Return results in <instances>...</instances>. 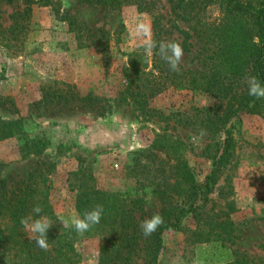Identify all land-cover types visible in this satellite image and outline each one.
I'll return each instance as SVG.
<instances>
[{
  "label": "rangeland",
  "instance_id": "obj_1",
  "mask_svg": "<svg viewBox=\"0 0 264 264\" xmlns=\"http://www.w3.org/2000/svg\"><path fill=\"white\" fill-rule=\"evenodd\" d=\"M148 1L151 11L144 9ZM144 3L112 8L78 0H0V183L12 188L41 166L62 226L60 217L77 215L68 181L81 169L96 190L132 208L129 200L136 202L137 227L162 210L181 215L177 231L161 234L155 264H264V103L260 114L241 112L229 121L231 157L209 191L185 198L176 162L186 164L196 184L203 182L223 134L208 130L201 109L221 115L226 101L170 87L148 102L158 114L146 116L121 99L128 55L144 48L134 35L137 25L150 24L157 13L174 18L164 0ZM201 16L212 22L219 12L210 5ZM174 22L191 35L192 22ZM189 43L183 69L196 68V44ZM88 95L94 100L86 101ZM108 239L96 226L76 232L71 264H105L98 248ZM143 254L136 252L128 264H143ZM22 260L0 238V264Z\"/></svg>",
  "mask_w": 264,
  "mask_h": 264
},
{
  "label": "trees",
  "instance_id": "obj_2",
  "mask_svg": "<svg viewBox=\"0 0 264 264\" xmlns=\"http://www.w3.org/2000/svg\"><path fill=\"white\" fill-rule=\"evenodd\" d=\"M78 1L112 8L127 2L144 3V0ZM164 1L170 4V13L174 18L170 21L162 14L153 15L150 23L151 38L157 42L177 41L184 52L189 51V40L193 39L196 44V68L183 69L180 66L179 73L170 71L167 63L155 51L148 56L143 48L128 55L127 66L122 73L124 84L120 97L136 105L146 116L158 114L148 107V102L170 87L177 90H200L217 101H226L221 115L214 114L209 108L201 109L208 130L223 134L219 154L212 160L210 171L203 182L196 184L186 164L176 162V184L178 188L185 187L186 190L182 192L185 198L192 197L194 200L198 194L209 191L220 167L231 157L234 140L231 130L226 128L229 121L241 112H262L264 100H255L248 95L245 77L256 75L264 81V0ZM149 5L148 1V6H144L146 11H151L152 6ZM210 5L217 7L219 17L206 22L201 14ZM174 20L187 24L192 22L188 26L191 35L179 29ZM175 33L180 36V41L178 37H173ZM98 51L105 57V52ZM89 100L94 99L88 95L86 101ZM71 175L74 181H68V185L75 192L74 207L77 215L82 216L96 204L104 206L102 219L95 225L109 235L106 243L99 245L100 262L128 264L136 252H143V264H155L161 248V234L164 231H177L181 215L171 209L162 210L159 214L164 218V225L151 236L145 237L134 220V212L139 208L135 201L129 200L134 205L132 208L127 201L96 190L91 175L81 169ZM48 188L47 171L41 166H35L25 179L14 183L12 188L7 189L3 182L0 183V218L4 220V226L0 227V238L5 245H10L19 255H23V264H71L76 258L71 240L76 232L56 222L48 200ZM36 204L43 208L41 215H46L53 223L47 233V251L37 247L20 224V219L31 213Z\"/></svg>",
  "mask_w": 264,
  "mask_h": 264
},
{
  "label": "clouds",
  "instance_id": "obj_3",
  "mask_svg": "<svg viewBox=\"0 0 264 264\" xmlns=\"http://www.w3.org/2000/svg\"><path fill=\"white\" fill-rule=\"evenodd\" d=\"M134 35L143 38V47L145 48L146 55L151 56L155 51L167 63L170 71L180 72L184 50L179 42L174 40L155 41L151 38V26L148 23L138 24L134 30ZM245 81L248 86V95L255 100H264V81H261L256 75H247ZM203 134L202 131L201 135ZM104 211L102 204H96L92 209L86 210L82 216H62L59 218V222L63 227L72 228L78 234H83L100 223ZM42 212L43 208L39 204L34 205L31 213L20 219V224L27 232L32 234L29 238L35 242L36 246L41 250L47 251L49 248L47 233L52 228L53 223L49 217L41 215ZM163 225V216L155 213L151 217L143 220L140 228L142 234L145 237H149Z\"/></svg>",
  "mask_w": 264,
  "mask_h": 264
}]
</instances>
